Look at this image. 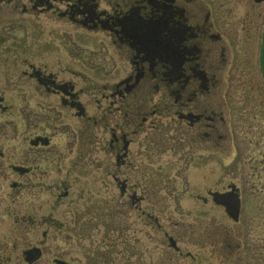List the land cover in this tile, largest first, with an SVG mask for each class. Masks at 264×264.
<instances>
[{
  "label": "flooded vegetation",
  "instance_id": "flooded-vegetation-1",
  "mask_svg": "<svg viewBox=\"0 0 264 264\" xmlns=\"http://www.w3.org/2000/svg\"><path fill=\"white\" fill-rule=\"evenodd\" d=\"M23 1L0 3L18 10ZM28 5L22 6L24 12L49 13L87 31L105 33L117 55L129 63L125 76L103 96L107 106L99 122L108 136V173L122 195L131 193L132 206L139 200L129 179L119 182L120 170L130 164L133 137L149 122L159 129L162 115L175 125L170 148L183 153L180 169L185 176L206 169L202 190L195 178L183 179L191 187L189 199L199 207L184 213L196 221L178 230L165 226L162 255L154 262H145L136 239L123 237L124 227L115 230L114 241L105 236V248L95 251L87 264H264V0H29ZM35 68L24 76L38 84L45 96L41 99L58 96L61 108L86 117L69 79ZM240 68L244 76L235 81L244 91L234 94L232 105L227 91L236 76L228 85L223 74ZM3 102L0 98V111L5 112ZM149 105L155 109L146 110ZM111 108L121 114L113 127ZM242 141L255 147L252 157L242 156ZM50 144L51 138L41 135L29 141L32 149ZM159 147L160 140L147 136L139 153H156ZM218 153L227 158L219 159ZM35 159L28 166L0 165V180L14 178L8 185L14 194L0 197V264H77L72 232L66 258L54 237L55 216L22 207L21 192L29 188L22 179L44 178L50 172L45 162L41 166ZM248 162L251 174L244 172ZM247 182L257 196L255 204L243 197ZM38 184L34 186L41 187ZM60 196L67 197L68 189ZM154 220L159 222L155 215H146L145 227L153 229ZM34 233L40 234L38 240L29 238Z\"/></svg>",
  "mask_w": 264,
  "mask_h": 264
},
{
  "label": "rangeland",
  "instance_id": "rangeland-1",
  "mask_svg": "<svg viewBox=\"0 0 264 264\" xmlns=\"http://www.w3.org/2000/svg\"><path fill=\"white\" fill-rule=\"evenodd\" d=\"M28 2L24 0L22 6H29ZM22 6L15 10L0 3V98L4 99L2 106L6 108L5 112L0 111V150L4 152L0 165L28 166L36 157L41 166L43 162V166H49L50 172L44 178L22 179L29 187L21 192L22 207L39 215L55 216L57 232L54 237L65 249L66 258L69 231L75 239L77 264H87L94 258L95 251L98 253L105 248V236L114 241L115 230L125 227L123 237L136 239L145 262H154L162 255L165 226L170 231L178 230L196 221L191 218L193 215L189 217L184 213L189 209L194 212L199 207L195 200L189 199L191 187L183 179L195 178L197 184H203L206 169L192 170L191 176H185L186 171L180 169L183 153L170 148L169 139L175 135V125L170 117L162 115L163 124L159 129L151 127L149 122L133 137L130 164L120 170L119 182L129 179L128 185L139 200L132 206L128 202L131 193L122 195L119 184L108 173L112 163L104 147L108 136L99 122L107 106L103 96L125 76L129 63L117 55L105 33L87 31L68 19L51 17L49 13L24 12ZM32 66L35 70L41 68L47 73L58 74L61 79H69L80 95L86 117H77L73 110L61 108L58 96L41 99L45 96L39 92L38 84L24 76V72H31ZM243 72L240 68L223 74L228 83L231 76H236L233 84H228L232 88L227 91V101L232 105L237 99L234 94L244 91L235 81L244 76ZM242 100L240 96L238 105ZM153 108L149 105L146 110ZM110 110L113 127L121 114L115 108ZM39 135L51 138L49 148L29 146L30 139ZM147 136L160 140L161 147L156 153L140 154L141 142ZM242 144L245 146L242 156L252 157L255 147L246 141ZM222 153H218L219 159L224 157ZM244 166V172L253 173L249 162ZM231 169L229 173H233ZM218 175L220 169L217 168ZM13 179L0 180V197L14 194L8 187ZM36 181L41 187L34 186ZM152 183L155 186L148 192L147 186ZM249 183L244 185L243 197L255 204L257 196ZM196 187L202 190L204 184ZM66 189L68 196H60ZM145 214L158 218L159 222L154 220L153 229L145 227ZM39 235L34 233L29 238L38 240ZM181 242L184 244L185 240L181 238Z\"/></svg>",
  "mask_w": 264,
  "mask_h": 264
},
{
  "label": "water",
  "instance_id": "water-1",
  "mask_svg": "<svg viewBox=\"0 0 264 264\" xmlns=\"http://www.w3.org/2000/svg\"><path fill=\"white\" fill-rule=\"evenodd\" d=\"M261 1H263V0H257V2H261Z\"/></svg>",
  "mask_w": 264,
  "mask_h": 264
}]
</instances>
